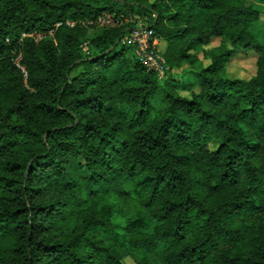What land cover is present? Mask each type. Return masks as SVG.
I'll return each mask as SVG.
<instances>
[{"label": "trees", "instance_id": "obj_1", "mask_svg": "<svg viewBox=\"0 0 264 264\" xmlns=\"http://www.w3.org/2000/svg\"><path fill=\"white\" fill-rule=\"evenodd\" d=\"M249 1L0 0V264H264ZM106 12L150 18L165 80L122 44L132 24L81 23ZM250 52L257 75L230 79Z\"/></svg>", "mask_w": 264, "mask_h": 264}, {"label": "built area", "instance_id": "obj_2", "mask_svg": "<svg viewBox=\"0 0 264 264\" xmlns=\"http://www.w3.org/2000/svg\"><path fill=\"white\" fill-rule=\"evenodd\" d=\"M129 19L122 20L116 14L103 13L94 20L81 22L83 25L94 28H116L123 24L132 23ZM78 22L67 21L66 25L74 28ZM62 23L57 24L60 27ZM36 39L40 40L41 35H36ZM160 40L155 37L154 31L150 26H136L128 30L127 34L122 39L124 46L133 48L137 61L148 72L155 73L160 80H165L170 72L168 63L163 55L164 52L159 50Z\"/></svg>", "mask_w": 264, "mask_h": 264}, {"label": "rangeland", "instance_id": "obj_3", "mask_svg": "<svg viewBox=\"0 0 264 264\" xmlns=\"http://www.w3.org/2000/svg\"><path fill=\"white\" fill-rule=\"evenodd\" d=\"M157 1H159V0H149V2L152 4L156 3ZM247 4L249 6H253L254 8H256L257 10H259L261 12L260 13L261 14L260 20L254 26L252 32L254 33L258 43L264 46V7L257 5L256 3L251 2V1H249ZM133 19H129L131 22H134V23H130V24H132L133 27L149 26L150 25L149 24V20H150L149 17L136 16ZM95 33H100V32L96 31V32L92 33L91 35L93 36ZM34 37L37 38L36 35ZM89 37L91 39V36H89ZM219 45H220V40L214 39L212 44L207 48L213 49V48H217ZM165 47H166V44L163 41H161L159 44V50L161 52H164ZM199 58L201 59V63H200L201 67H207L209 65L208 61L203 60L202 54L199 55ZM257 61H258V55L255 52L238 53V55L235 56L234 58H232L231 62L228 64V67H227L228 77L232 80H245V81L251 80L252 78H254L257 75V71H258L257 70ZM185 68H186L185 70H183V69L175 70L173 72V76L177 78L181 75H185V73L188 69V66H186ZM217 147H218V144L214 143L211 146V149L216 150ZM127 264H133V263L131 262V260H128Z\"/></svg>", "mask_w": 264, "mask_h": 264}, {"label": "crops", "instance_id": "obj_4", "mask_svg": "<svg viewBox=\"0 0 264 264\" xmlns=\"http://www.w3.org/2000/svg\"><path fill=\"white\" fill-rule=\"evenodd\" d=\"M165 43V42H164ZM166 48V47H165Z\"/></svg>", "mask_w": 264, "mask_h": 264}]
</instances>
